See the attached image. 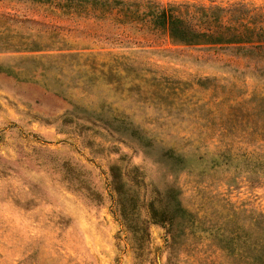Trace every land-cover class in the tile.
<instances>
[{
  "label": "rangeland",
  "instance_id": "1",
  "mask_svg": "<svg viewBox=\"0 0 264 264\" xmlns=\"http://www.w3.org/2000/svg\"><path fill=\"white\" fill-rule=\"evenodd\" d=\"M236 1L264 7L216 0ZM134 10L0 0V50H46L0 51V264H203V232L170 250L159 195L264 214V61L173 46ZM112 168L138 198L126 230Z\"/></svg>",
  "mask_w": 264,
  "mask_h": 264
},
{
  "label": "trees",
  "instance_id": "2",
  "mask_svg": "<svg viewBox=\"0 0 264 264\" xmlns=\"http://www.w3.org/2000/svg\"><path fill=\"white\" fill-rule=\"evenodd\" d=\"M176 1L179 3L162 4L153 0H74L94 9L104 6L118 12L130 8L137 12L136 9L143 6L141 18L148 19L154 29L165 32L173 46L233 52L258 68L263 63L264 7L248 6L241 1L229 4L217 3L216 0H208L207 4L202 0ZM24 47L6 46L0 51H46L33 43ZM116 66L118 65L113 68ZM118 70L116 67L115 71ZM208 81L198 80L196 85L204 89H214ZM245 112L246 117H250L251 112ZM251 130L255 140H262L264 124L256 122ZM166 152H170L169 156L173 158L175 165L185 163V158L174 155L172 150ZM114 172L115 168H112L109 187L110 192L114 194L112 209L126 230L133 222L131 213L138 206V198L134 191L125 188V183ZM172 201L169 195H159L150 208L152 213L163 216V224L168 227L170 233V250L183 248L185 245L188 247V236L194 239L197 238L196 232H203L208 240L204 253L210 250L204 259L200 260L203 264H215L216 255L228 264H264V214L253 211L244 217L245 211L231 207L227 202L226 206L223 205L219 209L211 207L209 212L198 216L196 212L187 211L180 202Z\"/></svg>",
  "mask_w": 264,
  "mask_h": 264
}]
</instances>
